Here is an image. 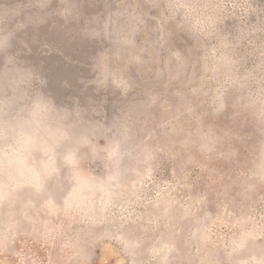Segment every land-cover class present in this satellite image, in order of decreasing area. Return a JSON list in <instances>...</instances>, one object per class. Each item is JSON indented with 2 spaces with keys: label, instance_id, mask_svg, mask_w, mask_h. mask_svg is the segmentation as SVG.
<instances>
[{
  "label": "clouds",
  "instance_id": "9594fccd",
  "mask_svg": "<svg viewBox=\"0 0 264 264\" xmlns=\"http://www.w3.org/2000/svg\"><path fill=\"white\" fill-rule=\"evenodd\" d=\"M53 2L0 4L3 264H15L9 256L15 257L22 238L55 248L49 264H91V244L105 230L126 233L135 243L137 221L121 209L134 202L136 185L149 170L159 175L166 166L223 157L234 175L220 180L218 195L264 199V6L245 0L247 15L225 32L221 0H103L104 12L85 20L81 35L102 42L87 84L118 96L109 118L102 105H58L42 90L41 75L12 52L17 33L46 23ZM55 2V14L65 22L79 18L77 0ZM177 16L182 19L170 23ZM177 31L193 40L191 48L174 47ZM198 72L200 86L193 88ZM228 110L255 128L243 161L232 130L208 122ZM49 200L61 221L55 226L39 220ZM169 213L165 208L161 218Z\"/></svg>",
  "mask_w": 264,
  "mask_h": 264
},
{
  "label": "rangeland",
  "instance_id": "374dc122",
  "mask_svg": "<svg viewBox=\"0 0 264 264\" xmlns=\"http://www.w3.org/2000/svg\"><path fill=\"white\" fill-rule=\"evenodd\" d=\"M221 2L227 5L222 28L231 32L241 14L247 15L241 7L245 0ZM16 3L17 0H0L4 7ZM257 3L264 6V0ZM77 7L79 18L65 22L55 14L59 5L54 0L49 8L53 14L47 22L17 33L12 52H19L20 59L41 75L46 82L42 90L58 105H102L110 118L120 103L118 96L87 84L94 79L92 60L102 42L81 35L84 21L102 14L105 5L103 0H77ZM180 19L177 16L170 23ZM173 45L183 51L193 46V40L177 31ZM248 63L250 57L245 61ZM199 75L198 72L191 87L199 88ZM208 122L219 129L232 130L243 161L246 149L257 138L251 120L234 119L228 110L217 118H208ZM67 163H73L71 157ZM231 175L234 168L223 157L201 158L197 165L166 166L159 175L149 170L136 185L134 202L121 209L127 218L137 221V241L130 244L126 233L106 235V230L101 231L91 244V264H264V199L260 194L250 200H226L218 195L220 180ZM35 187L37 191L41 188L38 175ZM72 199L70 193L66 203ZM43 208L45 211L39 214L41 224L51 220L55 226L61 222L52 201L44 202ZM165 208L170 213L162 219ZM55 252L49 244L22 238L16 245L15 257L9 256V260L14 259L15 264H49Z\"/></svg>",
  "mask_w": 264,
  "mask_h": 264
}]
</instances>
